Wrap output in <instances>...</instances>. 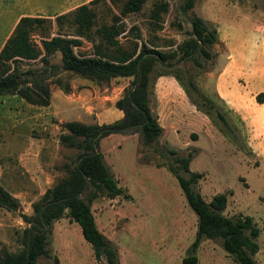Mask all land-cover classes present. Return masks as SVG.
<instances>
[{
  "label": "rangeland",
  "instance_id": "1",
  "mask_svg": "<svg viewBox=\"0 0 264 264\" xmlns=\"http://www.w3.org/2000/svg\"><path fill=\"white\" fill-rule=\"evenodd\" d=\"M89 1L0 0V47L22 15L49 18L50 36L70 33L68 19L57 25L55 16ZM184 1L145 0L140 11L125 15H119L120 3L95 0L90 4L95 26L109 24L117 16L124 29L117 40L123 47L144 42L154 50L175 53L164 61L170 64L167 69L156 64L150 73L148 107L161 127L157 139L145 145L137 132L98 138L96 150L120 193L113 198L97 196L90 202L93 221L115 251L118 264H188L182 260L189 256L196 216L167 168L176 164L174 158H187L188 170L200 174L191 184L195 192L205 201L224 193V217H250L258 229L253 259L255 264H264V107L259 105L264 101H257L264 93L260 87L264 75L258 81L250 75L252 67L264 71L257 66L264 55V0H194L185 12ZM154 7L158 19L153 23L149 14ZM193 16L216 33L212 45L206 47L208 58L196 57L200 65L182 57L179 50L190 38L189 18ZM38 33L32 36L35 42ZM80 40L74 51L87 54L98 37L93 34L91 40ZM49 63L59 64L58 52L49 57ZM224 66L226 75H237L234 87L244 113L233 111L217 95L216 77ZM27 67L39 68L40 63L22 61V68ZM159 70L170 74L158 76ZM46 76L52 107L31 105L12 95L0 97V185L18 201L13 211L0 208V251L22 248L23 230L29 226L25 218L32 216V204L65 176L64 165L74 162L78 150L59 140L66 133L62 124L70 120L99 124V113L103 122L114 121L118 110L111 107V99L120 97L130 81L115 78L97 84L58 69ZM71 79L80 82L78 91L94 86L101 100L97 111L88 114L79 110L81 106H70L71 112L60 106V90L67 91ZM179 174L188 176L181 168ZM46 236L47 255L39 256L35 264H104L102 257L94 258L78 225L65 213L50 223ZM192 255L193 264H238L218 239H201Z\"/></svg>",
  "mask_w": 264,
  "mask_h": 264
},
{
  "label": "trees",
  "instance_id": "2",
  "mask_svg": "<svg viewBox=\"0 0 264 264\" xmlns=\"http://www.w3.org/2000/svg\"><path fill=\"white\" fill-rule=\"evenodd\" d=\"M95 0L80 4L73 10L56 15L57 25L68 19L72 31L50 36L47 33L49 18L22 15L15 22L10 34L0 47V97L12 95L31 105L47 106L50 90L46 72L51 69L71 71L96 83H108L115 78H130L128 87L113 105L122 115L110 123L83 124L67 121L62 124L66 130L59 136L60 142L78 150L74 162L64 165L66 174L52 187L45 189L40 198L32 204V216L25 218L28 227L23 230L22 248L16 252L1 250L0 264H35L39 256L47 255L46 235L50 223L65 213L78 225L83 239L90 245L95 259L102 257L104 264H118L115 251L108 240L96 229L90 211V202L97 196L115 197L120 188L109 172L97 150L98 138L113 133L137 132L143 144L155 141L161 133L155 117L148 107V94L151 84L150 73L154 66L167 69L170 64L164 61L175 56L174 52L164 53L146 46L144 42L133 43L129 48L123 47L117 37L124 31L117 16H113L109 24L100 23L95 26V12L90 4ZM111 4L120 3L119 15L140 11L145 0H109ZM194 0H185L182 11H186ZM154 23L158 19L156 7L149 14ZM191 32L189 40L180 47L182 57L191 59L196 65L200 63L197 56L208 58L206 47H210L215 39V31L208 29L204 22L196 16L189 18ZM39 31L38 40L32 38ZM98 41L91 42L90 52H75L74 48L81 45L80 38ZM135 37H139L135 34ZM59 53V64H50L49 57ZM39 61V68H22V61ZM170 74L163 70L159 75ZM173 75L181 87L184 84ZM187 84L194 90L193 84ZM66 89V86H65ZM262 98L257 101H264ZM222 120V116L217 113ZM175 165H167L170 173L183 194V197L196 216V230L189 246V256L182 261L193 264L192 255L201 239H218L221 247L238 264H255L253 255L257 251L255 241L258 229L250 217L229 219L222 215L226 196L216 194L205 201L191 184L200 177L197 172L188 170V159L174 158ZM188 172L187 177L179 174V169ZM18 205L17 199L0 185V208L13 211Z\"/></svg>",
  "mask_w": 264,
  "mask_h": 264
},
{
  "label": "crops",
  "instance_id": "3",
  "mask_svg": "<svg viewBox=\"0 0 264 264\" xmlns=\"http://www.w3.org/2000/svg\"><path fill=\"white\" fill-rule=\"evenodd\" d=\"M258 62H260L261 64L260 65H257V66L264 68V55H263V57H261L259 59ZM228 65L229 64H227V66ZM225 69H226V66H224L221 69V71L217 74V77H216L217 95L233 111H236L238 113L239 112L240 113L241 112L244 113L245 110L243 109L240 96L236 93L237 90L234 87L235 86V83L237 82V75L236 76L235 75L228 76L224 72ZM64 72L69 73V74H72V75H75V76H77L75 78H78L80 80H82V79L89 80L88 78L78 76V75L74 74L71 71H64ZM250 75L252 76V78H254L255 81H258V79H260V78L262 79V75H264V71H263V73H261L260 70H258V69L256 70V69H254L252 67L251 68ZM56 79L59 82V79L58 78H56ZM78 83H80V82H78V81L77 82L76 81L74 82V80L71 79L70 82H69V89L67 91H64V92L60 90V93L63 95L62 96V99H60L61 100L60 106L61 107H68V108H65V109H67V111H71L70 106H74L75 109H77V107L81 106L79 108V110L83 111V109H85L88 114L89 113L91 114L95 110L97 111L98 104H100V101L101 100H99L98 93L96 91H94L95 90L94 86H92V85H90V86H83L82 87V90H84V91H82V90L78 91L76 89V85ZM97 84H99V83H97ZM260 87H262V90L264 91V86L261 85ZM52 95L53 94H52V91H51L50 99H49V104H48L51 107L53 105V103H52V97L53 96ZM85 98H86V100H85ZM116 99L117 98L111 99V107L114 110L116 108L114 107L113 103H114V101ZM259 105L262 106V107H264V102L260 103ZM61 112H62V109L60 108V111H57V114H59ZM115 113H116L115 114L116 115L115 116L116 119H119L121 117V115H122L121 111H119V110L116 111ZM102 117H103V114H101V113H99V114L96 115V119H97V121H98L99 124L105 123V122L102 121ZM99 119H101V120H99ZM70 121L79 122L77 120H70ZM65 122H67V121H65ZM83 124H86V123H83ZM91 124H93V123H91Z\"/></svg>",
  "mask_w": 264,
  "mask_h": 264
},
{
  "label": "water",
  "instance_id": "4",
  "mask_svg": "<svg viewBox=\"0 0 264 264\" xmlns=\"http://www.w3.org/2000/svg\"><path fill=\"white\" fill-rule=\"evenodd\" d=\"M95 151H97V150L95 149Z\"/></svg>",
  "mask_w": 264,
  "mask_h": 264
}]
</instances>
